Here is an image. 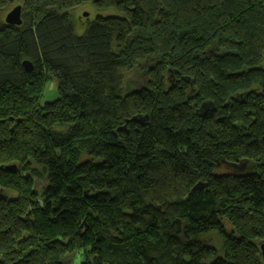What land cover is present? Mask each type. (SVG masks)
<instances>
[{
    "label": "trees",
    "instance_id": "trees-1",
    "mask_svg": "<svg viewBox=\"0 0 264 264\" xmlns=\"http://www.w3.org/2000/svg\"><path fill=\"white\" fill-rule=\"evenodd\" d=\"M9 1L0 264H264V0Z\"/></svg>",
    "mask_w": 264,
    "mask_h": 264
},
{
    "label": "rangeland",
    "instance_id": "rangeland-1",
    "mask_svg": "<svg viewBox=\"0 0 264 264\" xmlns=\"http://www.w3.org/2000/svg\"><path fill=\"white\" fill-rule=\"evenodd\" d=\"M23 0H10L7 6L4 8L3 13L1 15L2 20H4L5 15L16 5L22 4ZM70 17L74 25V35L77 38H81L87 28L92 25L98 18H106V17H121V14L113 9H97L91 3H84L80 6L75 7L70 11ZM131 75H128L129 79ZM57 98V81L54 77L49 78L47 81L40 104H44L46 102H52ZM42 183L40 182L35 186V190L40 189ZM212 246L219 250L218 243L214 240L212 241ZM220 253V251H219ZM75 259V258H74ZM76 260V259H75ZM74 260V261H75ZM78 260H76L77 262ZM73 261L70 260L69 264H72ZM76 264V263H75Z\"/></svg>",
    "mask_w": 264,
    "mask_h": 264
},
{
    "label": "water",
    "instance_id": "water-1",
    "mask_svg": "<svg viewBox=\"0 0 264 264\" xmlns=\"http://www.w3.org/2000/svg\"><path fill=\"white\" fill-rule=\"evenodd\" d=\"M21 10H22V6L21 5H16L14 6L4 17V23L6 25H13V26H20L22 24V18H21ZM22 66L25 69L26 72H31L32 70V66L30 64V62L28 61H23L22 62ZM146 118V116L144 117ZM143 118H136L133 117L131 118L129 121L134 122V123H142ZM128 122V121H127ZM126 126H123L121 129H125ZM236 170L242 171L244 169V165L241 166V164H235L233 166ZM10 169L13 168V166L9 167ZM199 186H195V188H193V190L198 189ZM261 253H262V257L264 260V245H261Z\"/></svg>",
    "mask_w": 264,
    "mask_h": 264
},
{
    "label": "flooded vegetation",
    "instance_id": "flooded-vegetation-1",
    "mask_svg": "<svg viewBox=\"0 0 264 264\" xmlns=\"http://www.w3.org/2000/svg\"><path fill=\"white\" fill-rule=\"evenodd\" d=\"M225 166H226L225 168H227V169H231V170H234V169H235L233 166H230V165H228V164H226ZM234 171H235V170H234ZM236 171H237V170H236Z\"/></svg>",
    "mask_w": 264,
    "mask_h": 264
}]
</instances>
